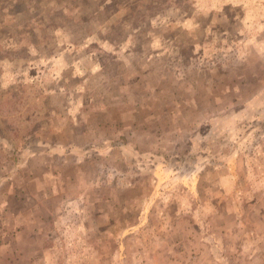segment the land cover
<instances>
[{"label": "rangeland", "instance_id": "rangeland-1", "mask_svg": "<svg viewBox=\"0 0 264 264\" xmlns=\"http://www.w3.org/2000/svg\"><path fill=\"white\" fill-rule=\"evenodd\" d=\"M0 264H264V0H0Z\"/></svg>", "mask_w": 264, "mask_h": 264}]
</instances>
